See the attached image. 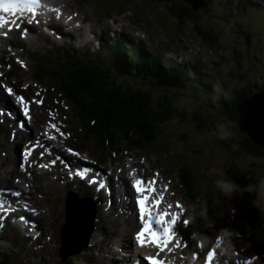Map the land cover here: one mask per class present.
Returning a JSON list of instances; mask_svg holds the SVG:
<instances>
[{"label": "rangeland", "instance_id": "374dc122", "mask_svg": "<svg viewBox=\"0 0 264 264\" xmlns=\"http://www.w3.org/2000/svg\"><path fill=\"white\" fill-rule=\"evenodd\" d=\"M68 1L70 5L73 4V6H71L73 10L81 11V16L87 15L91 19L96 20V23L100 21L112 22L113 19L119 18V20L122 21L118 22L119 25L116 26V28L118 31L120 28L127 29L128 33L132 34L134 44H136L135 38L138 39L137 31H140L141 34L145 36V39L141 42L147 53L157 54L161 51L167 58H172L174 61L182 60V62L179 61L177 63L178 65H180L179 63L184 64L180 66L189 64L187 66L194 68L196 75L202 74L201 79L210 85L208 90L214 95L213 103L217 107L218 104L216 100L220 98V94H222L221 99L226 98L221 92L225 91L228 98L231 87L235 84L231 74L233 73L232 70L237 65V61L253 75V78L257 76V74H255L256 71L258 74H263H259V76L261 82H264V3H262V6L261 2L259 6L254 4L248 6L247 4L250 0H187L192 2L199 1L200 4L198 7L194 5L191 6L190 4L194 13L198 14L199 22H202V25L206 28H212L214 32H220H218L219 43H214L210 40H203L191 22H185L179 25L177 23L178 17L175 14H171L172 11H170V7L173 6V2L183 4L187 3L185 2L186 0H172L173 2L170 0H113L116 3L115 6H111L112 0ZM244 2L245 9L242 7ZM103 5L109 6L105 7ZM133 17L134 21L132 23L129 22L128 19ZM236 20H238L237 26L243 25L246 27L243 30H245L247 35L242 34L239 30L236 31L238 28L234 25V21ZM128 23L131 24L130 27ZM120 24L123 25L120 26ZM95 29L97 35H99V32H104L100 30L98 26H95ZM109 34L113 35V32ZM16 37L17 33L13 35L10 41L14 43ZM62 42H64V44L67 43V41L63 40ZM95 42L96 45L92 46L94 49L97 47V40H95ZM42 45H44V43H42ZM54 46L55 45H52L51 42L47 41L43 50H36L27 43L24 44V50L17 48L19 51L22 50L27 53V59L29 61L28 68H32L34 73L22 74V78H20L18 74L27 70V67L23 61L16 60L15 63L13 62L16 79L22 80L20 82L21 88L25 87V83H30V89L35 88L34 84L36 82L43 83V85H40V88L43 89V91L40 92V97H45L44 104L50 102L55 105L57 107V117L63 124H66L73 133L66 132L68 139L67 145L74 147V150L78 151L77 153L83 154L84 156H86L83 151L85 150L95 157L98 160H95L97 165L104 169L102 159H105L106 162L109 163V157L112 152L109 151L108 139L97 138L95 128L82 124L79 115L75 114L74 111H70V106L68 104L71 103L63 95L64 91H60L58 95L56 94V89L61 87L62 89L65 88L68 90V88L62 86L65 77L64 74L66 72L65 66L61 68L59 64L54 61V56H59V52L55 51L59 50L61 46ZM156 46L159 47L158 50ZM49 48L51 51H47ZM77 51L82 50L80 48ZM237 52H240L241 55H237ZM101 53L102 52H97L95 55L92 54L91 56L93 58H101L106 66L113 68L114 60L112 57L106 54L101 55ZM66 56L75 64L74 67L81 61L80 58L78 60H73L70 55L67 54ZM5 57L6 54H3L2 59L5 60ZM72 57L75 58V56ZM259 58H261V61L257 60ZM11 69L9 63L4 67L5 71ZM55 72H57V75ZM252 75L250 76L252 77ZM56 76H60V78L56 80ZM195 88L198 92L194 88L186 86L182 89L172 90H161L156 88L154 94L157 95L158 99H163L165 96L171 98V103L174 107L183 106V104L189 107L196 106V112L201 116V119H205L208 124L212 122L213 126L216 127V135L214 131L207 128L204 131L198 132L194 123L184 120L180 122L178 117L182 113L178 110L173 111L174 115L171 121L161 124L159 133H154L149 138L145 139L136 137L133 142H131L133 138L130 140L125 138L124 141L117 142L113 147H119L124 150L132 146L135 151L139 152L141 157L149 160L146 163L149 167V171L154 167V171H156V169H163L161 171L172 173L176 182L175 186L180 194L179 202L189 209L187 219L193 218V221H190L189 224L190 228L188 230L190 231L188 232V230L184 229L185 236L188 238L199 237V239H197L199 242L209 241L212 235H216L218 232L220 235L221 230H229L228 227H232V231H234V228L246 231L249 224L253 226L258 224L260 228L264 229V225L260 221L258 222L260 216L264 219L262 216L263 212L261 211L262 213L259 215V212H256L255 209L248 210V207L245 205L246 201L244 202L242 200L243 197L248 195V197H251L257 202H261V199L264 198V194L258 191L256 188L257 186H254L253 189L251 187L246 188L245 192L248 194H245V192L237 187V190L225 195L220 191L216 183L218 180L222 179L235 183V178L241 179L244 173L249 172L250 164H254L253 166L257 168H259V166L264 168V165H262L263 157L258 158L251 155H243L240 158L236 157L238 141L242 138L241 135L235 132V130H237V128H235L236 125L231 123L227 118L212 113L211 110L214 106L210 104V100H207L208 92L200 87ZM29 93L31 95L30 91ZM153 97L157 100L156 96ZM29 98L31 101H34V98ZM194 98L202 99L196 102ZM247 98L248 97L243 98L241 102ZM27 101H29V99ZM37 101L36 99L35 103L42 102L41 99H39V102ZM37 111L40 113L39 110ZM53 112H55V110H48L47 113ZM200 112H203V114ZM208 112L210 116L207 115ZM222 138H230L231 143L228 145L221 144ZM22 143L23 145L20 146V151L23 149L25 141ZM76 147L80 149L78 150ZM8 150L9 152L7 154L1 153L0 156L2 157H0V161L3 158L6 160V158L9 157L11 148H8ZM182 163L188 166L190 174H188L187 171L186 173L197 195L195 201L189 199L187 191L179 185L176 179V173L179 172V167L186 168ZM180 174L178 176H181ZM261 175L263 174L256 172L255 180L257 179L260 182L258 178ZM261 180H264V176ZM184 183L182 179V184ZM25 185H27V183H25ZM56 193V191L53 192L52 196ZM54 206L55 215L61 214L62 222L59 223V225L62 227L66 222L64 214L65 207L60 210L58 204ZM246 213H248L247 216ZM96 217L97 212H95L93 224ZM244 217L247 222L244 221ZM108 219L113 220V216H109ZM210 219L213 222L209 223ZM116 225L117 224H113L112 222H107L105 228L108 229L110 226L111 228H115ZM220 225L226 226L222 228L219 227ZM183 226L188 227V222L183 224ZM58 228L60 229V226L52 227L50 231L52 240L47 241L48 250H36L34 256H32L33 261H35L33 264H45L44 261L46 264H61V262H63L59 255L60 242L57 234ZM98 236L104 239L101 234H98ZM229 237L232 242L231 245H236L238 247L241 244L242 246H246L247 249L250 246L249 242L245 239L247 238V234L239 235L230 232ZM0 241L8 245L7 247L0 245V251H9L13 256L14 250L10 248L11 245L9 246L10 243H14L13 238L8 236L5 237V240L0 239ZM90 242L91 237L87 246L83 248L81 253L69 255L64 260L67 261L74 258L73 264H85L86 262H84L82 255H85L88 260L89 256L95 253L88 248ZM194 244L195 243H193V246ZM69 249L74 250L72 248ZM15 252L16 257L10 261V264H23L18 259L20 254L18 247L15 249ZM234 254L235 251L233 252V255ZM79 255L82 257V260L78 258ZM28 257L30 258V256ZM1 258L2 257H0V259ZM24 263L28 264L27 260L24 259Z\"/></svg>", "mask_w": 264, "mask_h": 264}, {"label": "bare ground", "instance_id": "6f19581e", "mask_svg": "<svg viewBox=\"0 0 264 264\" xmlns=\"http://www.w3.org/2000/svg\"><path fill=\"white\" fill-rule=\"evenodd\" d=\"M44 1L54 11L53 17L56 18L58 15L57 13H59L58 16L64 20L63 23H57L56 21L52 20V18H40L37 25L32 27H29L26 24L21 25V27L18 28L17 33L22 36H17L16 42L14 43L9 41V39L14 35V28L9 27V30L6 32L8 39L0 37V122L3 125L5 122H8L12 126V133L9 136L7 131L0 127V155L2 152L7 154L9 152L8 148H11V155L9 154V157H7L6 160L3 158L0 161V184L8 185L11 183L15 189L16 187H21V189H23V198L21 199L20 203L16 205L15 211L19 214H22L23 216H26L27 218L37 220L39 222V227L36 230H42L43 222L46 219V224H49L50 226L46 227L43 234L48 236L50 230L53 227V222L56 220L59 223L62 222L61 214L59 213L55 215L54 213L55 204H59L60 210L66 206L64 205V190H62L61 187L71 185V188H73L74 191H77L78 188H82V181L76 180L74 182V179L72 176H70V167L78 164L79 167L85 170L86 165H91L94 167L95 161L89 156H84L83 154L71 152L69 150L68 151L70 153L66 151L65 148L68 144L66 132H71V130L57 117V107L55 105L50 102L44 104L45 97H40V92L43 91V89L40 88V85H43V83L36 82L34 84V89H30V83H25L24 88L20 87V82L22 80L16 79V75L14 73V60L23 61L27 67V70L18 74L20 78H22V74H33L34 71L32 68H28L29 61L27 59V53L22 50L19 51L17 48L24 50V47L21 45L27 43L36 50H43L44 45H42V43L45 42L44 37L46 36V33H42V31L38 32V30L42 27V25H46L50 26L55 32L56 36L49 34L52 42L55 43L57 47L61 46L69 53V55L75 56V59L73 60H78L79 56L77 50L80 49V45H83L86 41L82 39V36L84 34L90 36L93 33H96L95 26H98L100 30L109 32L113 29L111 25L114 22L100 21L96 23V20L91 19L87 15L81 16L80 14L82 12L73 10L71 8L73 4L70 5L68 0ZM39 10L41 13L45 12L44 8L40 7ZM85 21L89 22L88 27L85 26ZM1 28L2 25H0V29ZM24 30H26V34L24 33ZM65 36H67L68 39H66ZM62 40L67 41V43L64 44ZM158 48L159 47L156 46L157 50ZM55 52H59V56L56 57H60L62 54L60 50H56ZM3 54H6L5 60L2 59ZM156 56L161 60V51L160 53H157ZM7 63H9V66L12 68L9 71L4 70V67ZM164 63L165 62L163 60V64ZM64 66L66 70L68 67H70L67 62H65V65L62 64L59 67L63 68ZM4 89H11L12 94L9 95L6 91H4ZM29 91L31 92V95ZM27 95L34 98V101H31ZM16 96L22 97L23 102L27 103L26 106L28 107L29 114L32 115V118H30L28 115L25 116L21 112V107L25 108V105L24 103L21 105L20 101L15 99ZM248 98H250V96H248ZM28 99L29 101L26 102ZM36 99L38 101L41 99L42 102L35 103ZM37 110H39L40 113H38ZM48 110H55V112L47 113ZM20 118L27 120V125L32 127L29 133H26L29 138L25 142L22 151H20V146L23 145L22 142H24L21 137L23 132L18 128H15L16 122ZM178 118L180 119V122L184 120L183 115H180ZM35 126L39 127V129H35ZM43 144L47 146V149L42 154L40 153V145ZM31 145H36L33 150L41 154L44 159L35 153H31V156L29 154L25 158L24 153L26 147ZM70 148L74 149L72 146H70ZM54 149L57 151L58 157L52 156V150ZM109 149L113 150L117 155L112 157L109 163H107L105 159H102V165L105 171L100 168L95 169L96 172L102 175L103 182L107 183V187H101V185H103L101 182H95V190L90 188V192L92 193L94 199L98 200V225L97 227L95 225V227L96 229L102 231L104 239L102 241V239L96 235L97 233L95 229H91V236L89 235V237L92 238V242H90L89 249L96 250V253L89 256L88 262L86 264H103L104 259H106L108 256L115 257V254L117 253L118 255L122 254L121 252L119 253L118 249L120 250V248L126 247L128 240L135 237L134 233L136 232L133 230V228H135L137 225H140V223L135 218V210L132 214L133 209L130 203V197L133 196V190L130 186L132 185V178H135L136 180L137 178L142 177L145 182L154 181L153 184L148 185L152 191L148 192L147 195L149 196V207H151L152 199L158 200L155 211L158 210L160 212H164L166 213L165 217H169L175 212L176 209L179 208L175 201L180 200V194L174 182L171 179H167L168 189L165 188V185L164 183L162 184V180L159 176V173L162 171L159 170L156 173L154 171V167L149 171V167L146 165L149 160L141 157L139 152L134 150V147L131 146L124 150L120 149L119 147H109ZM21 163L35 167L28 169V172L24 173L20 167ZM53 164H55V166H53ZM36 166H38V168H36ZM182 169L184 168L182 167ZM131 172L132 177H130ZM16 175H19L18 177L22 178V186L19 183L13 182L17 177ZM168 175L169 173L167 172L166 176ZM25 183H29V186L31 187L27 189ZM86 185L91 186V183H87ZM118 189H120L122 194L127 197V200L121 205L116 204V195L118 193ZM55 191L57 193L52 196L53 192ZM86 204L87 201L85 200V205ZM107 205H109V207L105 209ZM183 211L187 215L189 209L184 207ZM111 215L113 216V220L108 219V217ZM190 221H193V218L190 219ZM107 222H112L113 224L117 225L115 228H111L110 226L108 229H106L105 226ZM83 226L86 227L87 224L84 223ZM222 226L220 225L219 227ZM27 227L29 229L32 228L30 224H28ZM185 230H188V227H186ZM176 231L178 235L175 237L174 242L171 244L169 249L171 250V254L174 255V252L177 248L176 246L182 248L181 253L183 254V257L181 262L185 264L187 262V258L189 256H193L194 253L192 252L191 248L186 249L183 247L182 241L185 240L184 227L182 225H177ZM19 232L24 233V235L21 236V239L23 240V245L26 246L27 251H30L31 248L34 249L32 246L33 242H31L29 234L33 235V233H35V236H37L36 231H32L33 233H25L22 230H19ZM96 239L100 243H97ZM195 239L196 237H190L187 239V241L189 244H192ZM70 240L71 241L68 244L69 247L75 248L76 239L72 237ZM221 240L223 241V239ZM228 241L232 249V246L234 245H231L229 238ZM206 244L208 243L203 241V243L197 247V249H202V252H204ZM39 245L37 244L36 246L38 250L42 251L44 245ZM234 251L236 253L235 256H233ZM185 253L186 257H184ZM196 255L197 258L194 264H199L202 255L198 252ZM249 255H251V257H258L259 252L252 246L248 249L245 246L244 250H239V248H236L235 250L232 249V254L230 256H226V258L234 257L233 259L235 260H245L248 258L244 257ZM121 256L124 257L126 255L123 254ZM177 257H179V255ZM115 259L118 260L117 258ZM255 261L256 260H248L247 262H242L241 264H254ZM73 263L74 258H71L62 264ZM237 264L239 263L237 262Z\"/></svg>", "mask_w": 264, "mask_h": 264}, {"label": "trees", "instance_id": "16d2710c", "mask_svg": "<svg viewBox=\"0 0 264 264\" xmlns=\"http://www.w3.org/2000/svg\"><path fill=\"white\" fill-rule=\"evenodd\" d=\"M170 11H172L171 14H175L178 17L179 24H183L186 20H190L197 26L196 29L203 40L219 43L220 32H214L212 28L204 27L202 22H199L198 14L191 11L188 5L173 2ZM238 20L234 21V25L238 27L236 31L239 30L242 34L247 35L245 30H243L246 28L245 26H237ZM119 43L120 42L114 40L112 43H108L109 48L102 47L100 50L108 52L111 57L117 60L118 64L113 68L117 70H112L90 57H86L81 62H78L77 66H79V68H76L74 67L75 64L69 61V58L66 56L64 57L70 68L66 70L67 74L66 72L64 74L65 77L62 86L68 88V92L63 93V95L67 100H72V98H74L71 102L76 105L78 102L81 103L80 111L84 118L82 119L84 125L93 126L97 129L96 134L100 136L104 134L115 135L121 141L125 138L128 140L133 138L131 140L133 142L136 137L145 139L149 138L154 133H159L160 125L172 120L173 111L176 109V111H181V115H183L184 118L186 117L191 122L193 121L198 132L204 131L207 128L215 133L216 127L213 126V123L211 122V124H208L205 119H201L196 109L186 111L187 107L185 104H183V106L172 107V103L166 96L160 101L153 99V96L158 98L157 95L153 93V90L157 87L180 89L183 85L188 84V87H200L207 91L208 84H204L205 81L193 77L192 72L184 77L182 74H173L168 69L159 71L151 64L146 63L145 58L141 56L143 55L141 52L129 51ZM136 53H141V55H135ZM237 55H241V53L237 52ZM132 57L135 60H132ZM255 74H257L255 78L259 79L256 80L253 76L251 77L249 72L237 61V65L231 74L235 84L231 87L229 98H227L225 92H221L226 98H217L216 102L218 107L213 103L214 95L207 91V100H210V104L214 106L217 114L220 111L231 123L236 125L235 128H237L238 119L237 106L241 100L248 96L251 97L254 92L258 90L264 91V82H261L259 76V74H263H258L257 71ZM56 77V80L60 78V76ZM144 80L149 84H144ZM221 95L222 94H220V96ZM197 100H199V98ZM194 108L197 107L194 106ZM200 113L203 114V112ZM235 132L236 134H241L238 128ZM230 143V138L221 139V144L223 145H228ZM243 155H251L258 158L263 157L262 165H264V149L245 136L238 141V147L236 149L237 158ZM253 165L254 164L249 165V172L244 173L241 179L235 178L236 182L234 184L243 192H245V189L249 188L250 185H255L258 191L264 194V180H261L264 176V168L261 166L257 168ZM256 172L263 174L259 178L257 177L260 179V182L257 179L255 180ZM188 174H190V172H188ZM188 174H181V178L185 182L183 186L188 194L195 193L193 185L189 182ZM245 194L248 193L245 192ZM242 200L244 202L246 201L245 205L248 207V210L255 209L256 212H259V215L263 212L262 216L264 217V198L261 199V202H257L246 195ZM247 215L248 213H246V216ZM259 221L264 225V219H262L261 216L260 219H258V222ZM245 232L251 240L252 247L259 253L264 254V229L260 228L258 224L255 226L249 224ZM4 258L5 261L3 264H6L9 263L11 256H9V254L4 255L3 259Z\"/></svg>", "mask_w": 264, "mask_h": 264}, {"label": "snow or ice", "instance_id": "6c2138e0", "mask_svg": "<svg viewBox=\"0 0 264 264\" xmlns=\"http://www.w3.org/2000/svg\"><path fill=\"white\" fill-rule=\"evenodd\" d=\"M39 6V0H0V13H11L12 15H15L17 12H19L20 17L23 18L26 10L32 17H35L36 9H38ZM57 14L59 15V13ZM6 22L7 21H5V17L3 15H0V25ZM12 23L15 24V21H13ZM27 23L31 24L32 20L29 19ZM11 26L12 25H10V27ZM15 26L19 27L18 24H15ZM4 91H6L9 95L12 94L11 89H4ZM15 99L17 101H20L21 105H23L24 102L22 97L16 96ZM21 112L25 116L28 115L27 108L21 107ZM34 147H36V145L26 147L24 153L25 158L32 152ZM20 166L22 169L24 168L23 163H21ZM153 183L154 181L145 182L142 177L132 181L131 186L137 194L135 199V205L137 209L138 220L141 225L139 231L135 233V239L137 243H143L142 238L145 235H147L153 243L159 244L161 241H169L172 238L173 226L177 222V215L175 213L171 215V219L167 220L165 219L166 213H155V207L158 204V200L152 199L151 207H149V196L147 195V193L152 191V189L148 185ZM101 187H104V185H101ZM153 221L156 225L155 229L152 227ZM193 257L196 258L195 253L193 254ZM213 258L214 251L209 250L206 256V264H210ZM145 259L149 260L150 264H159V262L155 259L149 257H146Z\"/></svg>", "mask_w": 264, "mask_h": 264}, {"label": "water", "instance_id": "95a60500", "mask_svg": "<svg viewBox=\"0 0 264 264\" xmlns=\"http://www.w3.org/2000/svg\"><path fill=\"white\" fill-rule=\"evenodd\" d=\"M198 7L200 2H190ZM197 4V6H196ZM264 92H256L250 98L240 102L237 106L238 127L252 142L264 149ZM78 200L71 196L66 205V222L61 232V254L65 258L67 253L76 254L86 246L92 229L94 209H85L77 204ZM86 223L87 226H83ZM76 239V246L70 250V238ZM69 247V248H67Z\"/></svg>", "mask_w": 264, "mask_h": 264}, {"label": "clouds", "instance_id": "9594fccd", "mask_svg": "<svg viewBox=\"0 0 264 264\" xmlns=\"http://www.w3.org/2000/svg\"><path fill=\"white\" fill-rule=\"evenodd\" d=\"M109 1H111V0H109ZM260 1V0H259ZM262 1V0H261ZM264 1V0H263ZM112 5L111 6H115L116 5V3L112 0ZM245 3V2H244ZM244 3L242 4V5H244ZM264 3V2H263ZM86 5V4H85ZM118 5H120V4H118ZM89 6V5H88ZM103 6H109V5H103ZM90 7V6H89ZM245 8V7H244ZM243 8V9H244ZM125 12H127V11H125ZM174 17H176V16H174ZM177 18V17H176ZM175 20V19H174ZM122 20H119V18H115V19H113V22H114V24H119L118 22H121ZM128 21L129 22H133L134 21V17L133 18H129L128 19ZM179 22V21H178ZM177 22V23H178ZM185 22H189V20H186ZM184 22V23H185ZM85 23H87L86 21H85ZM183 23V24H184ZM179 24V23H178ZM131 24L130 23H128V26H130ZM179 25H182V24H179ZM193 27L195 28V30L197 31V27L195 26V25H193ZM120 34H118V38L121 40V42L119 43V44H121L122 43V41H127L128 39V41H130L131 42V44H134V42H133V37H132V34H128V30L127 29H124V28H120ZM198 32V31H197ZM139 33V32H138ZM199 33V32H198ZM139 35L141 36L142 34H140L139 33ZM126 37H127V39H126ZM142 40H144L145 39V36L144 35H142V37H140ZM136 39V44H134L133 46L134 47H132V48H135V47H140V48H142L143 46H142V43H141V41H140V39L138 38H135ZM139 48V49H140ZM59 50L61 51V55H60V57H56V56H54V61H56L58 64H59V66L60 65H62V64H64L65 65V62H66V60H65V56L68 54L69 55V53L67 52V51H65L62 47L61 48H59ZM53 52V51H52ZM142 53V52H141ZM141 53H136L135 55H141ZM143 55H141L143 58H149L150 56H151V54L152 53H142ZM38 57H41V56H38ZM67 57V56H66ZM70 57L72 58V59H75V58H73L71 55H70ZM87 56L86 55H84V54H80V56H79V58H80V60L82 61L83 59H85ZM132 59H133V57H132ZM257 60H259V61H261V58H259V59H257ZM71 63H72V61L71 60H69ZM80 61V62H81ZM146 63H148V64H151L152 66H154L156 63L155 62H151V61H148L147 62V60H146ZM78 64V63H77ZM103 64V63H102ZM17 67H19V66H17ZM236 67V66H235ZM68 68H70V67H68ZM76 68H79V66H76ZM119 69H120V67H119ZM232 71H234V69L232 70ZM264 71V70H263ZM263 71H261V72H263ZM249 72V71H248ZM56 73V72H55ZM249 75H252L250 72H249ZM253 76V75H252ZM57 78V77H56ZM55 78V79H56ZM197 78V77H196ZM127 80H129L128 78H126ZM255 79V78H254ZM257 79H259V78H256V80ZM149 84L146 80H144V84ZM208 87V89L210 88V85H208L207 86ZM158 88V87H157ZM60 89V90H59ZM59 89H56V94L58 95V93H60V91H64L63 93H67L68 92V90L67 89H62L61 87L59 88ZM62 89V90H61ZM159 89H161V88H159ZM207 89V91L210 93V91ZM166 90V89H165ZM154 91H156V88L153 90V93H154ZM223 92H225V91H223ZM257 92H264V91H257ZM254 93H256V92H254ZM230 94V93H229ZM220 98H221V96H220ZM228 98H229V95H228ZM74 98H72V100H73ZM154 99V98H153ZM157 99V98H156ZM200 99H202V98H199V100ZM71 99H69V102L71 103V104H68L69 106H70V111H74L75 112V114H78L79 115V117H80V120H81V122H82V119H84L83 118V116L81 115L82 114V112L80 111V105H81V103L80 102H78L77 103V105L75 104V103H72L71 101H72ZM158 100V99H157ZM168 100L171 102L172 100H171V98H169L168 97ZM194 100H196V102H198L199 100H197V99H194ZM75 104V105H74ZM172 107H174L173 105H172ZM186 107H187V109H186V111H190V110H192V109H196V108H194V106H192V107H189V106H187L186 105ZM197 110V109H196ZM215 108L214 107H212V113H215ZM174 111H176V109H174ZM199 111V110H198ZM183 112H184V109H183ZM237 114H238V112H237ZM174 115V114H173ZM210 116V115H209ZM219 116H223V117H225L222 113H221V115H219ZM212 117V116H211ZM226 118V117H225ZM171 121V120H170ZM184 121H188V122H191L189 119H187L186 117L184 118ZM191 123H193V121L191 122ZM82 124H83V122H82ZM161 126V125H160ZM237 128L239 129V127H238V119H237ZM160 130H161V128H160ZM239 131H240V129H239ZM240 133H242L241 131H240ZM242 137L243 136H245V137H247L246 135H244L243 133L242 134H240ZM242 139V138H241ZM249 139V138H248ZM250 140V139H249ZM122 141H124V139L122 140ZM132 142V141H131ZM86 152V151H85ZM186 168H184V169H182L181 168V170H186V169H188L187 167V165H185L184 163H182ZM217 186H218V188L220 189V191L222 192V193H224L225 195H228V194H230V193H232L234 190H237V185L236 184H234V183H232L231 181H229V180H218L217 182ZM255 185H250V187L253 189V187H254ZM220 235H221V238L223 239V241H224V243H222L221 244V246H220V248H219V251H220V253L222 254V255H224V256H230L231 254H232V249H231V246H230V244H229V241H228V238H229V236H230V232H229V230H227V229H224V230H221V233H220ZM0 245H2V246H4V247H7L8 245L5 243V242H3V241H0Z\"/></svg>", "mask_w": 264, "mask_h": 264}]
</instances>
